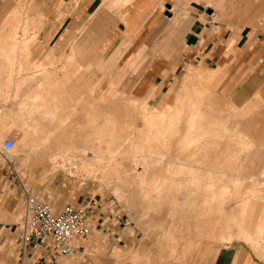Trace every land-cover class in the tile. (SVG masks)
<instances>
[{
  "label": "rangeland",
  "instance_id": "obj_1",
  "mask_svg": "<svg viewBox=\"0 0 264 264\" xmlns=\"http://www.w3.org/2000/svg\"><path fill=\"white\" fill-rule=\"evenodd\" d=\"M48 1L0 0V264H33L18 230L27 190L56 213L111 205L139 233L126 264H203L235 244L264 257V78L242 101L256 70L189 64L168 102L140 97V77L110 76L121 50L103 60L79 22L50 33ZM3 24L18 45L4 48Z\"/></svg>",
  "mask_w": 264,
  "mask_h": 264
},
{
  "label": "crops",
  "instance_id": "obj_2",
  "mask_svg": "<svg viewBox=\"0 0 264 264\" xmlns=\"http://www.w3.org/2000/svg\"><path fill=\"white\" fill-rule=\"evenodd\" d=\"M126 1L49 0L50 33L59 28V33L65 34L79 22L80 42L96 44L103 60L121 50L124 54L110 76L140 77L136 92L140 97L156 95L150 100L168 102L186 65L191 64L188 70H224L231 58L240 60L237 70H256L251 74L253 81L238 85L234 96L245 101L259 90L255 83L264 78V0H189L185 5L169 0ZM2 29L4 48L8 49L9 40L18 45L17 26L6 28L3 24ZM81 49L78 43L76 50ZM165 107L162 103L154 110L162 112ZM27 139L31 141L29 135ZM82 206L89 209L90 232L79 240L80 247L71 255L61 254L54 245L25 242V209L18 224L24 257L33 264H126L127 259L120 255L136 248L139 233L135 226L107 203L91 198L75 207ZM207 262L203 264H264V257L247 245L235 244L219 249Z\"/></svg>",
  "mask_w": 264,
  "mask_h": 264
},
{
  "label": "built area",
  "instance_id": "obj_3",
  "mask_svg": "<svg viewBox=\"0 0 264 264\" xmlns=\"http://www.w3.org/2000/svg\"><path fill=\"white\" fill-rule=\"evenodd\" d=\"M16 142L6 138L3 148L12 150ZM88 208L68 205L56 213L50 203L38 200L26 191V213L23 220V240L37 242L42 246L54 245L64 255L77 252L79 240L89 234Z\"/></svg>",
  "mask_w": 264,
  "mask_h": 264
},
{
  "label": "water",
  "instance_id": "obj_4",
  "mask_svg": "<svg viewBox=\"0 0 264 264\" xmlns=\"http://www.w3.org/2000/svg\"><path fill=\"white\" fill-rule=\"evenodd\" d=\"M167 8H171V5L170 4H167ZM209 12H211V10H209Z\"/></svg>",
  "mask_w": 264,
  "mask_h": 264
}]
</instances>
